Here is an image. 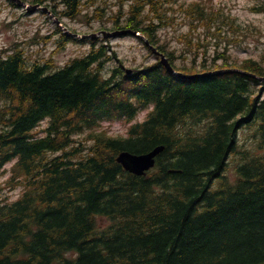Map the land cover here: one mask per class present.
Wrapping results in <instances>:
<instances>
[{"label":"trees","instance_id":"1","mask_svg":"<svg viewBox=\"0 0 264 264\" xmlns=\"http://www.w3.org/2000/svg\"><path fill=\"white\" fill-rule=\"evenodd\" d=\"M24 1L61 19L97 6L93 18L103 20L118 6L108 29L141 32L183 76L159 59L128 73L108 39L92 40L87 55L59 69L20 49L0 57V179L14 162L0 183V264H264V83L239 72L196 76L239 68L264 77V60L233 62L226 46L212 62L197 55L178 66L158 35L183 21L200 32L198 48L208 38L229 45L244 32L236 19L207 0ZM151 106L128 138L102 129ZM241 130L254 138L252 150L239 145ZM162 145L145 176L118 162L122 152ZM230 157L239 162L234 180ZM18 188L10 202L6 191Z\"/></svg>","mask_w":264,"mask_h":264},{"label":"rangeland","instance_id":"2","mask_svg":"<svg viewBox=\"0 0 264 264\" xmlns=\"http://www.w3.org/2000/svg\"><path fill=\"white\" fill-rule=\"evenodd\" d=\"M86 2L88 0H85ZM192 1V0H190ZM211 1L214 6L222 7L237 16L240 23L250 30L245 33L240 42L234 43L229 47V57L236 62L253 57L261 59L264 56V13L254 12V8L264 4V0H207ZM16 1L0 0V56H8L14 49H23L25 55L31 62H46L54 60L57 67H63L72 58L86 55L92 48L90 39L85 42H70L66 46L60 48V34H57V24L54 19L45 12L37 10L28 12L22 6H15ZM14 3V4H13ZM110 0H108V4ZM88 4V2H87ZM118 6L111 5L107 15L103 20L93 18L96 10L94 6L84 7V15L77 19L65 18L64 23L67 28L76 34H94L100 31H110L108 28L113 26L112 20L109 18L117 11ZM85 14L91 15L86 17ZM90 19V20H89ZM189 26L183 21L178 22L175 26L164 27L159 30L158 35L162 43L167 44V48L176 51L181 58L176 62L181 66L185 63H192L195 56L198 55L199 62L208 59L212 61L216 56V46L214 40L204 42L201 48L196 46L198 33L190 34ZM188 35L193 41V46H189L184 36ZM204 37V34H203ZM45 38H47L45 40ZM97 39H103V36ZM110 43L118 50L120 58L124 60L128 69H136L143 65H148L157 61V56L147 49L145 44L139 38L133 35H120L110 38ZM115 64H108V70L113 68ZM147 116V111L137 117L135 122L143 121ZM132 124L127 120L105 122L103 128L115 137L128 136L130 126ZM46 123L41 125L36 131L39 136L44 135ZM88 133H84L80 138L84 141ZM240 139L247 147H254V138L246 136L245 131L240 132ZM234 165H230L226 172L230 178H234ZM10 167V165L8 166ZM9 174L1 179L4 182ZM21 194V190L7 192L6 197L9 201L16 200ZM100 223L106 226L109 221L101 218Z\"/></svg>","mask_w":264,"mask_h":264},{"label":"water","instance_id":"3","mask_svg":"<svg viewBox=\"0 0 264 264\" xmlns=\"http://www.w3.org/2000/svg\"><path fill=\"white\" fill-rule=\"evenodd\" d=\"M37 7H34L33 9H36ZM47 11V10H46ZM124 32H114V33H105L106 37H112L119 34H123ZM135 36H139V33L134 32ZM96 35H94L92 38H95ZM163 64L167 67L169 71L174 73V70L172 69L169 62L165 59L163 56ZM233 72H239L245 75L253 76L252 74H249L247 72H243L238 69L234 70H227V71H220V72H214L210 73L208 75H218L222 73H233ZM258 78L257 76H254ZM261 80L264 81V78ZM164 150L163 146L156 147L154 150L150 151L149 153L141 154V155H132L129 153L121 154L119 157V161L130 171L137 175H143L147 170L151 169L156 164V157Z\"/></svg>","mask_w":264,"mask_h":264}]
</instances>
